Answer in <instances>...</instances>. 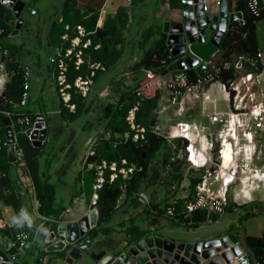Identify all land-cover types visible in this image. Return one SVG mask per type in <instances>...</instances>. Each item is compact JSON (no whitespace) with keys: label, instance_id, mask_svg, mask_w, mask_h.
Returning <instances> with one entry per match:
<instances>
[{"label":"trees","instance_id":"obj_1","mask_svg":"<svg viewBox=\"0 0 264 264\" xmlns=\"http://www.w3.org/2000/svg\"><path fill=\"white\" fill-rule=\"evenodd\" d=\"M168 2V12H163L161 15L167 19H178L181 16V0H161ZM133 10L137 0H130ZM134 5V6H133ZM157 5L156 7H158ZM229 8L240 9L243 16V21L234 20L232 27L226 31L222 37L216 56L210 60L209 69L215 74V78L221 80L228 86L229 81L235 77V60L241 54L254 55L258 50L257 36L255 30V21L264 17V7L260 2V13L255 16L247 8L246 0H228ZM128 12L125 6H118L113 15H107L102 26L96 25L98 12L92 11L89 15L84 16L83 12L75 6V0H63L61 4V20L52 21L47 42L48 45H58L61 50H64L75 32V25L81 23L91 38V44L84 50L85 59L99 60L105 64L106 69L113 67L122 53L125 51L126 36L125 30L128 27L129 19L135 15L136 11ZM14 18L12 9L0 3V49L7 47L10 49V59L6 63L8 78L4 86V97L0 102V136L5 140V121L12 124L16 146L21 149L20 161L34 186L35 198L37 200V211L39 214L47 217H58L65 205L61 198H57L55 183L50 180L49 167L53 160L52 157H47L44 160V168L40 167L39 157L43 152V143L34 145L28 136L22 130V125L16 122V113L25 112L33 118L35 111L30 109L25 103L20 106L18 103L24 82L26 80V69L21 62L19 50L21 45L11 42L8 38V33L11 30L12 23L10 19ZM68 25L67 27L65 25ZM67 33L68 37L62 35ZM167 33L163 30L160 22L144 24L140 30L138 46L141 48V54L138 59L133 61L128 67L134 75V82L131 86L117 91V99L115 101H106L102 106V115L105 118L104 129L108 132V136H104V132L100 133L95 143L92 146L93 153L87 156L89 161H98L104 158L106 161H119L125 157L128 163H134L136 168L129 174L127 178H122L119 174L109 180L110 169L105 168L106 180L101 187L98 188L97 198V221L96 224L88 230L90 236L108 234L113 230L111 220L119 211L120 204L118 198L123 193L125 200L135 195L138 190H141L147 177L152 169V163L159 158L160 166L170 167L173 177L176 181L182 178L179 170V160L172 159L179 147H184L186 140L177 137L173 138L174 147L170 146L169 140L165 136L155 133L151 130V125L158 119V110L160 108L161 90L156 85L157 77H160L162 71L168 67L170 71L167 74H162L163 77H169L170 74L177 70L171 67L173 64L174 55L170 54L166 44ZM95 43L99 46L94 47ZM18 55H17V54ZM15 56V57H14ZM19 57V58H18ZM175 66V65H174ZM248 71H260L262 63L257 59L256 67L247 65ZM68 79L72 80L78 74H84L87 69V63L83 62L78 68H75L73 61L68 60ZM105 69V70H106ZM98 70L94 77L95 81L105 71ZM187 70L188 82H195L198 74L193 67ZM137 90L141 93L137 94ZM71 100L75 102L74 111H69L61 102L59 103V115L61 120L73 121L81 114H85L90 109L88 102V94L81 95L79 92L71 90ZM137 100H139L136 110V120L144 124L147 128L146 137L140 141L118 140V134L126 127L125 114L128 108ZM18 163V162H17ZM16 161L12 162L8 159L7 146L2 144L0 148V202L4 205L11 206L16 212L23 211V194L17 183V175L15 171ZM200 170L189 168V194L185 197H164L162 200H154L144 203L141 212L145 214H153L162 212L165 206L172 204L175 209V217L179 220H199L206 218L207 213L204 210L194 209L191 215H183L185 203L194 198L195 186L201 179ZM88 179L94 177V169L88 171ZM79 176L75 177V182L79 180ZM91 182V181H90ZM79 193V189L76 190ZM87 191V192H86ZM86 194L90 195L92 188L91 184L86 189ZM71 193L70 199L74 196ZM213 215H210L212 217ZM193 218V219H192ZM123 229L128 236L127 242H132L147 233L145 228H142L136 219V215L128 216ZM33 219L17 218L11 225H5L0 228L2 234L9 237L18 231L28 232L31 228H35ZM124 219L119 220L123 223ZM243 241L246 246L250 247L254 252L256 261L264 260V230L260 235H245ZM15 245L10 247V251L16 250ZM65 253V249L62 250ZM62 253V254H63ZM42 254V253H41Z\"/></svg>","mask_w":264,"mask_h":264},{"label":"crops","instance_id":"obj_2","mask_svg":"<svg viewBox=\"0 0 264 264\" xmlns=\"http://www.w3.org/2000/svg\"><path fill=\"white\" fill-rule=\"evenodd\" d=\"M35 1L36 0H34V3H30V2L26 3L32 8V12L31 13L21 12L20 15L23 18L21 20V22H18L17 16L14 14V12L12 10L14 18L9 20V22L12 23V27H11L10 32L8 33V38L11 42L18 43L21 45L20 51L18 54H20L19 55L21 58L20 60L26 69V81L28 83V87H27L28 98L26 100V103H27L28 107L30 109L34 110L35 112L43 113L45 119H46V116H45L44 112H52L54 114L53 119H52V124L54 125V130H55L54 132H56V130H58L60 127V126L55 127L56 123H58V122H59V124L60 123L65 124L66 123V126H68L67 123L72 122V121H68V120L62 121L60 118L59 103L61 101H60L58 94L56 92V89H55L54 63L50 60V57L56 56L55 55L56 50L61 49V47L58 45H48V42H47L48 32H49L51 22L54 20L55 21L61 20V16H62L61 4L63 3V0H45L44 3H42V5L44 6L43 8H39L38 6H36ZM211 1H213V0H211ZM105 2H106V0H75V6L80 10V12H83V13L85 12L84 16H87V15H89L90 12L96 10L98 12L97 18H96V25L97 26H102L106 16L107 15H113L115 13L116 9L118 8V6H125L129 13H131V10H133V7H132V4L130 1L128 2V1L124 0L121 3L119 1H117L114 4L111 3L107 8H105ZM148 2H149L148 0H137V2L135 4L136 7L133 11H136V13H135V15H133L129 19L128 27L125 30V36H126L125 51L121 55L122 58L119 57V59L117 60L116 64L113 67L114 73H113L112 78H109V80L107 81V82L112 83V93L110 94V98L108 101H115L117 99V93H118L117 91L131 86L135 80L134 75L131 73L128 66L133 61L138 59L140 54H141V48H139V46H138V43H139L138 39L140 36V30L143 28V25L146 24L143 22V20H145L149 15L157 17V16H159V13L162 12V10L168 8V2L167 1H163L162 4L159 5L157 9H156V7L149 6ZM260 2L264 7V0H260ZM0 3L8 6L4 2H0ZM214 5H215L214 3L210 4V2H209V6H214ZM8 7H10V6H8ZM183 7H184V5L182 4V0H181V16H180V18H178V19H167L165 17H162V18L164 19V21L165 20H168V21L180 20L182 23H184L186 19H183V17H184L183 16ZM214 13H216V12H214ZM164 21L162 24L163 30H164ZM233 21H234V19L232 21L230 20L229 25H231L233 23ZM231 27H232V25H231ZM255 30H256V36H257L258 50L261 53L259 59L262 63V68L260 71L252 72L251 79L254 80L253 88H255L256 91H262V93L264 95V17H261L255 21ZM166 33H167V31H166ZM225 33H226V31H225ZM127 39L130 40V42L128 44H127ZM205 42H206V40H205ZM166 44H167V46H169L167 38H166ZM204 45L205 46H204L203 50L212 49V44L206 43ZM190 46H191V48H194L195 50L198 51V47H199L198 43H191ZM217 52H218V46L210 52V54L207 58H210L213 61V58L216 56ZM179 56H180V54H178V56H174V59L178 58ZM201 56L205 59V55L201 54ZM207 63H208V60H207ZM247 63H248V61L242 60L241 65L246 66V65H248ZM122 66H125L124 68L127 67L129 71L123 72L124 68H122ZM171 67L175 68L174 63L172 64ZM234 67H235V76H236V74H237V76H239L244 72V71H240L241 66L238 67V65H236V66L234 65ZM118 68H121L120 71L117 70ZM193 68L195 69V67H193ZM238 72H240V73H238ZM116 77H119V79H120L119 84H116L118 82V79L117 80L115 79ZM96 81H94V83ZM94 83H93V85H94ZM222 84L223 83L221 80H215L213 82L210 81V82L202 83L200 85V88L205 93L201 94L200 90L199 91L196 90L198 93V96H195L190 91H187L184 94L183 100H182L181 104H179V106H178V103L176 105H174L173 103H171L168 100L169 99L168 92L166 91L165 88H163V87L160 88V90L162 92H161V96H160V100H159L160 108L158 110V119L160 120V113L161 112H164V110H166L168 108L169 109L172 108L175 110L176 117H173V119H171V120L176 121V120L182 119V120H187V121H193V122L198 123L200 125H203V126L205 125V128H208L211 130L210 133L214 132V129L216 130V128H218V127H215V126H218L217 125L218 123L211 122V120L208 117V114L212 110H219V111L231 110L230 95L228 94L227 89ZM105 85H106V83H105ZM113 88L115 90H113ZM3 90H4V88H3ZM108 92L109 91L105 88L104 90H99L95 96H98L100 98L99 100H101V98L103 99L104 96H101L100 93H102V95L106 96L108 94ZM206 94H207V96H206ZM88 96H89V92H88ZM260 102H261V105L264 106V99H262ZM103 104L104 103H102V105H101V109H102ZM91 109L94 110L92 105L90 106V109L88 111H90ZM167 116H168V113L164 114L165 118L161 117L162 121L160 120V122H163V120H168L167 125L173 124L175 121L172 122L169 119L171 117H167ZM163 124L164 123H162V125ZM46 126H47V124H46ZM239 126H241V125H239ZM239 126L237 125V129H236V131H238V132L235 131V133H236L235 135L238 136L237 137V145L239 146L242 143H248V146L250 147L249 152H248V154L250 155L249 161L250 162L252 161V164H250V165L253 166L255 169H258V171H264V161H263L264 157L260 163H259V160L254 161V159H255L254 155L256 152V148H257L256 145L259 142L260 138H261L263 143H259V144H261L264 148V138L262 139V136L264 135V127L259 128V129H255V130L253 128L250 129L252 136H251V140H248L243 136V132H244L243 128H241ZM223 128H225V127H223ZM68 129H69V127H68ZM203 129H204V127H203ZM101 132H104L105 137H107L109 135L108 132H106V130L104 128H103V130H101ZM117 135L118 134H116V136ZM203 135H204L203 143H205V139H207L208 135H206V134H203ZM46 136H47V132H46ZM228 136H229V139L231 140L230 134ZM90 137L91 138L96 137V139H97L98 137H100V134H98V136H90ZM241 137H242L243 142L240 141ZM87 138L85 139V141L87 140ZM45 140L43 141V143L45 142ZM85 141H84V145L86 146L87 144L85 143ZM217 143H219V142H217ZM65 147H64V145L61 146L62 150ZM231 150L233 151V144L232 143H231ZM86 153H87V151L85 152V154L83 156V160H82V164H81L83 171L80 169L77 172V174L75 175V177L76 176L80 177L79 183L85 182L84 175L86 177L85 173L90 171V168H88L86 163L83 162V161H85L84 158H85ZM175 154L172 155L171 158L172 157L176 158ZM174 158H172V159H174ZM86 159H87V157H86ZM178 160L180 161L179 162V170H180L179 173H181V168L183 166L185 168L188 166L180 158ZM10 161H12V160H10ZM12 162H15V161H12ZM16 163L17 164L14 167H15V171H16V175H17V183H18V185L21 189V192L23 194V206H24L23 211L17 212V213H19L18 218H26V220H30V218H31V219L35 220L34 221L35 228H31L34 230V235H33L32 242H31L28 250L24 251L22 249V250H18V251L15 250L14 251V253H19V252L21 253V256L18 257L16 260L17 264H19V260L21 258L24 261V257H26V256L27 257L29 256V258L33 259L36 262V264H49V258L46 257V255H45L46 250H49V251L59 250V251H61V250L65 249V253H63L62 256L66 260V262H69V263L72 262L73 257H79L84 253L90 254L92 250L101 249L104 251H109L110 253H112L114 255L118 254L120 252V250L121 251L126 250L127 247L133 245L136 242V240L132 241V242H127L129 235L127 236L125 234V232L123 231L125 224L127 223L126 218L128 216H133V215H136L137 223L139 224V221H141L142 224H139V225L142 228H145L147 231V233L143 234L141 237L146 236V235H152V236L154 235V236H160L164 239H170L171 238L176 242L202 241L205 239L229 240V239H232L235 237V241L231 240L230 246H235V244H237L238 250H241V252H246L248 259L251 263L255 264V262H256V257L254 256V252L252 251V249L250 247L246 246V244L243 241L244 236L240 237L237 234V232L233 229V225L235 224L234 219H237L239 221V220H242L243 218H247V217L251 216L255 210H259V211L264 210V195H262L260 197L255 196L256 190H258V189L264 190V179H262V178H260L259 180L256 181L259 186L257 188L256 187L251 188L250 198H247L246 200H244V199L239 200L240 197H237V199L235 201L231 200V203H229L227 206H225L223 210L218 211V212L207 210V209H205L206 210L205 211L203 208H199V209H201V211L204 210L205 212H208L207 213L208 216H206V218L203 220H199L197 223H195V220L194 221L193 220H187L186 221V220H179L175 216H171V217L166 216L163 211L162 212H156L155 211L153 214H145L144 212H141L142 207L144 206V203H139L136 200L135 195L128 197L125 200V202L123 203L124 198H125V194L122 193L118 198V204H120V206H121L120 209L123 206L125 207V209L123 208V210H121L122 212L119 209V211L117 212L119 214H116L113 216V218L111 220V225H112L113 230L111 232H109L108 234H102V236H100V235L99 236L98 235L97 236L96 235L90 236L89 238L92 240V243L89 246H87V248L84 251H80L79 253L76 252L77 254L74 253V254H76V256H74L70 252L72 249L71 247L73 246L75 241L74 242L67 241L66 242L67 244L64 246H62V244H60V245L55 246L52 249H47V244L45 242H44V244H40L39 242L37 243L35 238L38 235V233L40 232V233H43V241H44V237L46 236L48 230L49 229H55L57 227H62L64 229L65 236L69 235L67 224L61 223V225H60L59 222H60V220H63V219H65V221H68L69 218L67 216L72 215L76 208L73 209L72 206L65 205L61 214L56 218L47 217V216L39 214L37 211V204L38 203H37V200L35 198L34 186L32 184V181H31L30 177L27 174H25L24 168L22 166V161L17 160ZM161 168L165 169V167H162V166H161ZM49 169H50V167H49ZM187 171H189V167H188ZM156 174L160 175L158 173L152 172V169H151L150 174L147 177V179H146V181L142 187V190L144 189L149 194V196L152 197L151 201H154L157 199L162 200L164 197H168V196L170 197L172 195L174 197H185L189 194V190H190L189 189V179H188V190L186 191L187 186H185V183L182 182L183 177L179 180V182H177L175 177H173V174L171 172H170V176L172 177V179L170 178L171 180L170 179L168 180L166 178H164V179L160 178V176H157ZM180 175L182 176V173ZM161 176H163V175L161 174ZM187 177H188V173H187ZM93 178L94 177L90 178L91 182L89 181V184L85 188L83 186H79L78 183L74 181L73 185H71L70 188L68 189L69 201L71 203L76 202L78 204V208H81V207L83 208L84 203L87 204V200H88L90 195H87L84 190H86L89 187V185L93 181ZM74 180H75V178H74ZM171 181H175L176 186ZM236 186L238 188V183L236 184ZM149 187H151V188H149ZM179 187H180V189H178ZM78 189H79V191L80 190L81 191L79 193H74V192H78V191H76ZM179 190H181V192H179ZM183 190L185 192H183ZM230 190L236 191V189H234L233 186H231ZM71 193H74V196L70 199ZM56 196H57V194H56ZM64 196L65 195L63 194V196L59 195L57 197H60L64 201ZM79 199L80 200L82 199L83 202L81 201L82 203H80ZM67 208L73 209L72 212L66 211ZM193 211L189 212L188 214L183 213V215H191ZM224 211L225 212L228 211V212L233 213L234 219L231 218L230 216H228V217L226 216L224 218L223 222L220 219H218L219 216L221 215V213ZM117 215H120V217H115ZM210 215H213V216L210 217ZM114 217L120 218V219L114 220ZM74 218L75 217L72 215L70 220H73ZM122 219H124V221H123V223H120L119 220H122ZM211 220H214L216 223V226L214 229H211V228L207 229L205 227H202L203 224L210 223ZM167 223H170L169 226L172 228L171 230H174L177 232H179L178 230H180V229L183 231L194 230L196 237L193 239H189V240L181 239V238L177 239L174 235L167 234V232H169V229L164 227ZM11 224H13V223L5 222L0 217V228L4 227L5 225H11ZM173 224H177V225H173ZM174 226H177L178 228L174 229L175 228ZM253 227H254V225H251V228H253ZM165 230H166V232H164ZM263 230H264V225H262L260 231L258 230V232H256V233H254V232H252V233L246 232V233L249 235H260L263 232ZM203 231L206 233V235H202ZM0 234H1L0 248L5 249V247H4V242H5L4 240L5 239L4 238L9 237V236L6 234H2L1 232H0ZM71 234H72V232H70V235ZM10 237H12V235ZM79 239H80V237H79ZM89 248H91V250H88ZM40 250H44V252H42ZM7 251L9 254L13 252V251H10V248ZM93 259H94L95 264H98V259H95V258H93ZM12 262H13V260H12Z\"/></svg>","mask_w":264,"mask_h":264},{"label":"built area","instance_id":"obj_3","mask_svg":"<svg viewBox=\"0 0 264 264\" xmlns=\"http://www.w3.org/2000/svg\"><path fill=\"white\" fill-rule=\"evenodd\" d=\"M24 1V0H23ZM130 1V0H126ZM211 0H190V2L186 5V15L185 22H193L194 24L190 27L191 30H197L198 27L203 25H208L213 21V16L220 17V10L222 9V0H213L215 5L209 6V2ZM0 2H4L0 0ZM25 2V1H24ZM5 3V2H4ZM246 5L248 10L255 16L260 13V0H246ZM195 7V8H194ZM216 12V13H214ZM232 13L234 14V20L239 22L243 21L242 12L240 9L229 8L228 0H226V17ZM232 19V20H233ZM18 22L19 21L17 17ZM231 20V21H232ZM232 25V24H231ZM229 25L228 18L224 25V32L220 38L224 36L225 31L231 28ZM66 27L68 25H65ZM174 29H178V26H172ZM76 32L70 37L69 45L64 49H57L56 56L50 57V60L54 63V81H55V89L58 94V97L61 103L69 110L74 111L75 102L71 100V90L75 92H79L81 95H87L90 91L95 79L96 72L98 70H105L106 66L99 60H90L85 59L84 50L91 44V38L88 36L89 31L85 29V27L81 23H77L75 25ZM194 37L197 35L191 33ZM63 37H68L67 33L62 35ZM219 41V43H220ZM185 49L190 54H195L199 62H204L206 64V71L203 75H199L195 82L189 83L187 78V68L192 67L188 64L186 68H179L175 66L177 70L173 71L169 77H163L162 74H167L170 71V68L166 67L161 73L160 77H157L156 85L160 88H165L168 92L169 101L176 105L178 103L181 104L183 100V96L187 91H190L195 96H198L197 91H201V94L205 92L200 88L202 83L219 80L215 78V74L212 70L209 69L210 58H203L201 55L196 53L193 48H191V42L189 40H185ZM175 44L173 43V49L175 48ZM99 46V43H95L94 47ZM180 46V45H178ZM261 53L259 50L256 51L254 55L241 54L236 57L235 66H241L240 71H244L241 75L236 76L229 81L228 86L224 84L223 86L227 89L228 94L231 99V110L229 111H219L212 110L208 117L211 122L218 123L216 130L210 133L208 128H205V125H200L193 121L187 120H176L173 124H168L167 127L163 126L159 119L155 123L151 125V130L155 133H159L165 136L167 139H173L177 137H181L186 140L184 147H179L178 151L175 154L176 158H180L184 163L187 164L189 168L193 170H200L201 179L195 186L194 198L188 200L185 203L184 214H188L194 209L203 208L211 211H221L231 203V200H236L237 197H245L250 198V190L247 188V180L248 177L254 176L258 180L264 177V171H258L253 166H251V162L249 161L250 155L248 154L250 147L248 143H242L239 146L237 145V136L235 135V131L237 129V125H241L239 127L243 128V136L251 140V132L250 129H259L264 127V106L261 105V102L258 104L257 95L261 96L264 99V95L262 91H256L253 88L254 80L251 79L252 72L256 71H248L247 65L242 66V60L248 61L247 64L250 66L256 67L257 59H259ZM182 57V54L179 56ZM178 57V58H179ZM10 59V49L7 47H2L0 49V94L3 92V88L5 82L8 78V72L6 67L7 61ZM177 58H173V63ZM208 63H207V60ZM68 60H72L75 68H78L83 62L87 63V69L84 74L76 75L72 80L68 79ZM260 60V59H259ZM248 69V70H247ZM128 68H124L123 72H128ZM240 73V72H238ZM26 78V77H25ZM121 78V77H120ZM116 84L120 83L119 77ZM24 89L21 94V98L19 100V104L22 106L26 103L28 98L27 87L28 83L25 80ZM197 90V91H196ZM141 91L137 90V94H140ZM199 93V94H200ZM207 96V94H206ZM256 102H254V100ZM139 100L134 102L127 110L125 114V122L126 127L118 133V140H132V141H140L145 139L146 137V126L139 121L136 120V110L138 108ZM16 122L22 125V130L28 136L30 141L33 144V141H39L40 144L43 143L46 137L47 126L46 119L41 112H35L34 117L32 118L30 114L25 112H17L16 113ZM6 122V121H5ZM10 124V123H8ZM12 127V124H10ZM245 125L248 128L244 129ZM42 127H46V132L44 136L40 137V129ZM204 127V129H203ZM225 127V128H223ZM13 130V127H12ZM246 130V131H245ZM229 132V133H228ZM227 134L228 141L231 145L235 147L234 152L231 150L229 157L226 159L221 156V143L222 136L221 134ZM208 135L207 139L204 141V135ZM231 136V140L229 139V135ZM205 135V136H206ZM13 161L20 160L21 149L16 146L15 135L13 130ZM96 138L88 137L85 143L87 144V153L83 161L86 163L87 167L90 169H94V178L91 183V194L87 200V210L84 211L81 215L79 214L73 220L65 219L60 220L59 224H68L74 221L79 220L83 216L89 214V212L93 211L95 215V219L97 221V198L98 193L97 190L103 182L106 180L105 177V168L110 169L109 171V180L113 179L117 174H119L122 178H127L129 174L136 168L134 163H128L125 157H122L119 161L110 160L106 161L104 158H101L98 161H89L86 157L89 154L93 153L92 145L95 143ZM219 142V143H217ZM2 144H6L8 147L9 143L5 140L3 141L0 136V148ZM219 146H218V145ZM217 153V161L214 163L213 153ZM242 153V156L237 159V154ZM209 153V154H208ZM174 158V157H172ZM241 158V166L236 163ZM207 166L203 168L204 165ZM212 164H215L214 170H211ZM248 167V168H247ZM238 168L241 170L239 172L238 181V189L236 191H232V196L230 197V185L234 182L236 178V173L238 172ZM245 168H247V172H245ZM213 176V178H212ZM219 180L220 183L216 185L214 181ZM252 180V178H251ZM246 182V183H245ZM258 183L255 182L254 187H258ZM135 198L139 203H146L152 200L151 196L143 189L138 190L135 193ZM246 200V199H244ZM83 200L79 199V202L82 203ZM76 209L78 208L75 207ZM82 208V207H81ZM73 209L67 208L66 211L72 212ZM164 214L166 216H175L176 212L174 206L172 204H168L165 206ZM81 213V212H80ZM64 214V213H63ZM90 224L88 222L87 227L84 229L82 235L79 234V237L87 236V232L90 229ZM28 236V232L18 231L14 234V237H8L10 240V246H17L16 251L22 250V245L26 243ZM64 236V237H63ZM227 238V237H226ZM67 241H69L65 237V231L62 227H57L55 229H49L46 236L44 237V242L49 246L51 243L61 242L62 246L66 245ZM74 242V241H70ZM225 249L230 248L224 247ZM104 251V250H103ZM109 251H104L102 255H105ZM121 252L120 250L118 254H113L114 258H117ZM110 253V252H109ZM10 254H15L14 252ZM112 254V253H111ZM9 264H12V261L9 260ZM236 264H253L249 261L246 252H238L233 255V262ZM99 264V262H98ZM109 264V263H107ZM255 264H264L263 261H256Z\"/></svg>","mask_w":264,"mask_h":264},{"label":"rangeland","instance_id":"obj_4","mask_svg":"<svg viewBox=\"0 0 264 264\" xmlns=\"http://www.w3.org/2000/svg\"><path fill=\"white\" fill-rule=\"evenodd\" d=\"M24 1H25V3H27V2L28 3L29 2L34 3V0H24ZM44 1L45 0H36L35 5L38 6L39 8H43L44 6L42 5V3H44ZM117 1H119L121 3L124 0H106L105 8H107L111 3L114 4ZM148 1H149L148 5L153 6V7H156L157 5L162 4L161 0H148ZM212 3H214V2L210 1V4H212ZM157 8L158 7H156V9ZM168 11H169L168 9L162 10V12H163L162 15H164V13L168 12ZM161 13H159V16H157V17L149 15L145 20H143V22L146 24H149V23L151 24V23L157 21V22H160L161 24H163L164 19L162 18L163 16L161 15ZM205 33H206L205 34L206 42H203V44H206V43L212 44L210 39H209L210 30L207 29ZM129 42H130V40L127 39V44ZM120 57L122 58V56H120ZM113 67L111 66L107 70H105L103 72V74L98 78V80L94 83V85H92V87L89 91L88 102L91 100L90 103H91L92 107L94 108V110H92V109L90 110L91 112L88 111L86 114H84V113L81 114L79 117L75 118L72 122L67 123L68 126H66V123L65 124L64 123L59 124V122L56 123L55 127L60 126L59 129L56 130V132H54L55 131L54 125L52 124V119H53L54 114L52 112H44L45 116H46V124H47L48 129H47V136L45 138L46 140L43 143L44 144L43 145V152L39 157L40 167L42 169L44 168V160L47 157L53 158L51 165H50V169H49L50 180L55 183V189H56L57 196H59V195L63 196V194L65 195L63 204L64 205H70V206H72L73 209L75 207H77L78 204L76 202L71 203L69 201L68 189L70 188L71 185H73L74 178H75V175L77 174V172L80 169L83 171L81 164H82L83 156L87 150V145L86 146L84 145L85 139L88 136L89 137L90 136H98V134H100L101 130H103V128H104L105 118L102 115L103 111L101 109V105H102V103H105L106 100L107 101L109 100L110 94L112 93V83L107 82V81L109 80V78H112V76H113V73H114ZM124 67L125 66H122V68H124ZM120 69L121 68H118L117 70L120 71ZM105 83H106V85H105ZM105 88L109 92L106 96L102 95V93H100L101 96H104V97H103V99L101 98V100H99L100 98L98 96H95V95L97 94V92L99 90H104ZM113 90H115V89L113 88ZM260 97L261 96L257 95L258 104L263 99L262 97L261 98ZM256 100L257 99H255L254 102H256ZM166 113H168L167 117H171V118H169L170 120L173 119V117H176L175 110L172 108H170V109L168 108V109L164 110V112L160 113V120L161 121H162V118H165L164 114H166ZM171 121L173 122L175 120H171ZM161 123H164L163 126L167 127L168 120H163V122H161ZM68 127H69V129H68ZM215 127H217V126H215ZM244 127H245L244 129L248 128L247 125H245ZM209 131H211V130L209 129ZM263 138H264V135L262 136V139ZM240 141H242V137H241ZM169 143H170V146L173 148L174 147L173 139L169 140ZM259 143H263L261 138L256 145L257 148H256V152L254 155V157H255L254 161L259 160V163H260L264 157V148ZM63 145H64V147L65 146L66 147L62 150L61 146H63ZM239 148H240V145H239ZM234 149H235V147L233 146V152H234ZM236 156L238 159V156L241 157L242 153L240 152ZM237 159H236V163L239 164V166H241V159L238 160V162H237ZM159 161H160V159L157 158L153 162L152 172L160 174V175L156 174L157 176H160V178H163V179L166 178L168 180L170 178L172 179V177L170 176L171 168L170 167L168 168V166H166L165 169H162ZM251 164H252V161H251ZM206 166H207V164L204 165L203 168H205ZM247 168H245V172H247V170H246ZM187 169H188V167L185 168L184 166L181 168V173H182V177H183L182 182L185 183V186H187L186 191L188 190V177H187L188 171H187ZM240 171L241 170L238 168V172L236 173V178H235L234 182L231 183L230 188H231V186H233L234 189H236V190L238 189L236 184L239 181V179L237 177H239ZM85 174H86V177L84 175V180H85L84 183H79L80 181L77 180L78 185L83 186L84 188L87 187V185L89 184V179H88L89 174H88V172H86ZM161 174L164 177L161 176ZM212 178H213V176H212ZM248 178L249 179L247 180L246 185H247V188L251 191V188L254 186L255 182L258 179L254 178V176H250ZM251 178H252V180H251ZM171 182H173V184L176 186L175 181H171ZM214 182L216 183V185L220 183L219 180H216ZM238 187H239V185H238ZM149 188H151V187H149ZM178 189H180V187ZM84 191H86V190H84ZM179 192H181V190H179ZM183 192H185V191L183 190ZM231 194H232V190H230V197L232 196ZM262 195H264V190L258 189L255 191L256 197H260ZM172 197H174V196L172 195ZM57 198H60V197H57ZM241 199H247V198H245V197L239 198V200H241ZM87 207H88L87 204L84 203V207L75 209L74 213L72 215L74 217L78 216L79 214L81 215L84 211L87 210ZM123 208L125 209V207L123 206L120 209V211L123 210ZM116 214H119V213H116ZM72 215H69L67 217L71 218ZM226 216L227 217L230 216L231 218H233L234 214L231 212H228V211H226V212L224 211L221 213V215L219 216L218 219H220L223 222V220ZM0 217L5 222L14 223L15 220L19 217V213H17L11 206L4 205L2 202H0ZM115 217H120V215H117ZM115 217H114V220L120 219V218H115ZM234 221H235V224L233 225V229L237 232V234L240 237L247 235L246 232L256 233V232H258V230L260 231L262 225H264V210H261V211L255 210L251 216H249L247 218H243L242 220H239L240 222L237 219H234ZM139 224H142V222L139 221ZM169 225H170V223H167L164 226L165 228L169 229V232H167V234L174 235L177 239L181 238V239L189 240V239H193L196 237L194 230L183 231L180 229V230H178L179 232H177V231L171 230L172 228ZM173 225H177V224H173ZM251 225H254V227L251 228ZM215 226H216L215 221L211 220L210 223L203 224L202 227H205L207 229H210V228L214 229ZM174 227H175L174 229L178 228L177 226H174ZM164 232H166V230ZM202 235H206V233L203 231ZM100 236H102V235H100ZM0 238H1V234H0ZM35 240L37 243L39 242L40 244H44L43 233L39 232L38 235L36 236ZM88 250H91V248H89ZM40 251L44 252V250H40ZM45 252H46L45 253L46 257L49 258V264H95L94 259L91 257V255L89 253L88 254L84 253L79 257H73L72 262L69 263V262H66V260L63 258L62 250L61 251H59V250H51V251L46 250ZM19 264H36V262L33 259L29 258V256L28 257L26 256V257H24V261L22 258L19 260Z\"/></svg>","mask_w":264,"mask_h":264},{"label":"water","instance_id":"obj_5","mask_svg":"<svg viewBox=\"0 0 264 264\" xmlns=\"http://www.w3.org/2000/svg\"><path fill=\"white\" fill-rule=\"evenodd\" d=\"M8 6H10L14 14L18 17L19 21L22 20L21 12L31 13L32 8L26 4L23 0H3ZM190 0H182L183 7V19L187 17L186 15V5ZM195 8V7H194ZM220 17L213 16V21L208 25H203L197 28V30H191L190 27L194 24L193 22H184L180 20L175 21H164V30L167 31V41L169 43V50L172 55L178 56L182 54V57L177 58L174 61V65L179 68H186L188 64L195 67V71L199 75H203L207 69L204 62H199L198 57L195 54H190L185 49V40H189L191 43H198V51L193 48V50L199 55H205L207 58L210 52L219 45L220 38L224 32V25L227 21L234 18V14L230 13L226 17V0H222V9L220 10ZM182 20V19H181ZM172 26H178V29H174ZM209 29L210 35L209 39L212 42V49L203 50L206 40L205 31ZM191 33L197 35V37L191 35ZM197 41V42H196ZM173 43L175 48L173 49ZM180 45V46H178ZM4 93L0 94V102L3 100ZM46 132V127L40 129V137L44 136ZM5 138L9 145L7 147L8 159H14L13 155V130L10 124L5 122ZM34 145H40L39 141H33ZM217 153H213L214 163L217 161ZM215 164H212L211 170H214ZM88 222L90 227L96 224V219L94 212L91 211L86 216H83L77 221L67 224L69 235L65 236L69 241H75L71 247V254L76 256L80 251H84L87 246L92 243L90 236H84L78 239L79 234L82 235L84 229L87 227ZM70 232L72 234L70 235ZM34 235V230L31 229L28 232L26 243L22 245L24 251L28 250L32 238ZM64 237V236H63ZM5 249L0 248V264H9V260H13L12 264H17L16 260L21 256V253L9 254L8 249L10 248V240L8 237L4 238ZM235 241V237L229 240H212L205 239L202 241H189V242H176L173 239H164L160 236L146 235L140 237L136 242L127 247L124 252H121L117 258H114L113 254L104 253L103 250H92L90 255L98 259L99 264H236L233 262V255L237 254L238 245L230 246V242ZM61 242L51 243L47 246V249H52ZM230 248L225 249L224 247ZM7 249V250H6ZM77 252V253H76ZM76 253V254H74Z\"/></svg>","mask_w":264,"mask_h":264},{"label":"bare ground","instance_id":"obj_6","mask_svg":"<svg viewBox=\"0 0 264 264\" xmlns=\"http://www.w3.org/2000/svg\"><path fill=\"white\" fill-rule=\"evenodd\" d=\"M236 132H238V131H236ZM221 136L223 137L222 138V143H221V156H223L224 159L225 158L227 159L229 157V154H230V151H231V145H230V143L228 141L227 134L225 135L224 133H222ZM262 179H264V177Z\"/></svg>","mask_w":264,"mask_h":264},{"label":"clouds","instance_id":"obj_7","mask_svg":"<svg viewBox=\"0 0 264 264\" xmlns=\"http://www.w3.org/2000/svg\"><path fill=\"white\" fill-rule=\"evenodd\" d=\"M88 234V233H87ZM88 236H90L89 234H88Z\"/></svg>","mask_w":264,"mask_h":264}]
</instances>
